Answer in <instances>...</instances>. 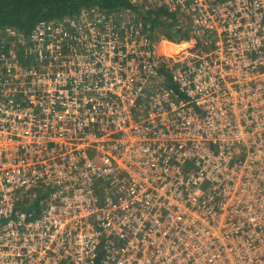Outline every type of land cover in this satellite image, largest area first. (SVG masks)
<instances>
[{"label":"built area","instance_id":"obj_1","mask_svg":"<svg viewBox=\"0 0 264 264\" xmlns=\"http://www.w3.org/2000/svg\"><path fill=\"white\" fill-rule=\"evenodd\" d=\"M130 1L212 46L97 7L0 30V264H264V0Z\"/></svg>","mask_w":264,"mask_h":264},{"label":"trees","instance_id":"obj_2","mask_svg":"<svg viewBox=\"0 0 264 264\" xmlns=\"http://www.w3.org/2000/svg\"><path fill=\"white\" fill-rule=\"evenodd\" d=\"M97 7L107 13L133 10L150 35L156 37L165 31V37L174 42L188 40L191 29L183 12L168 5L145 9L130 0H0V30L14 27L27 39L40 22H50L78 16L84 8ZM165 66V65H164ZM164 72L165 84L174 87L168 71Z\"/></svg>","mask_w":264,"mask_h":264},{"label":"rangeland","instance_id":"obj_3","mask_svg":"<svg viewBox=\"0 0 264 264\" xmlns=\"http://www.w3.org/2000/svg\"><path fill=\"white\" fill-rule=\"evenodd\" d=\"M165 34H166L165 31H159L156 34L155 38H156V44H157V53L160 56H166L167 58L172 59L171 62H173L174 60H178L181 57H184L186 53L192 52L196 48L197 49L195 50V52L198 51L199 55H201L202 51L204 52L205 50H207L208 48L212 46L211 38L208 35H204V39L206 40L204 42H200L198 41L197 38L194 39V37H192L193 39L190 38L188 40H182L181 42L176 43L174 41H171L170 39H167L165 37ZM166 42L177 45V47H174V46L167 47ZM179 44L181 45L179 46ZM30 65H32V63H30Z\"/></svg>","mask_w":264,"mask_h":264},{"label":"bare ground","instance_id":"obj_4","mask_svg":"<svg viewBox=\"0 0 264 264\" xmlns=\"http://www.w3.org/2000/svg\"><path fill=\"white\" fill-rule=\"evenodd\" d=\"M166 44H167V47H168V46H174V47H177V45L170 44V43H168V42H166ZM181 44H182V43H181ZM181 44H179V46H180Z\"/></svg>","mask_w":264,"mask_h":264}]
</instances>
